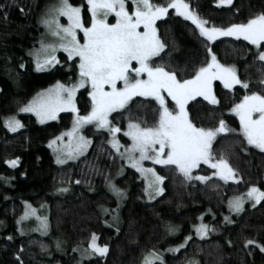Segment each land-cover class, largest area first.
<instances>
[{"label":"trees","instance_id":"obj_1","mask_svg":"<svg viewBox=\"0 0 264 264\" xmlns=\"http://www.w3.org/2000/svg\"><path fill=\"white\" fill-rule=\"evenodd\" d=\"M53 2L19 0V5L25 9L21 13L19 6L12 5V0H0V5L5 6L0 8V177L7 178L0 179V221L3 222L0 224V264H15V253L21 248L24 249L21 254L24 264H75L79 254L73 248H87L93 232L98 236V244L109 245V253L103 259L93 257L82 264H95L97 259L100 264H142L143 257L153 250L162 253L167 264H188L192 259L200 264H264V253L259 249L248 255V249L244 248L246 239L264 241V200L255 208H245L239 215L227 210L229 200L246 193L249 186L256 185L264 191V153L250 147L246 152L241 151L246 142L240 143L239 121L229 111L233 102H238L244 94L245 90L239 85L231 93L222 85L216 87L219 106L201 100L200 103L193 102L195 107L192 108L194 115L199 113L198 125L214 127L223 118L228 127L237 129V133L221 134L213 143V149L217 158L225 155L238 171L241 177L238 183H224L212 177L208 185L197 181L188 184L168 167L155 166V171L166 177L162 185L165 191L147 203L144 201V182L139 174L126 167L110 148L107 132L93 126L83 131L93 141L87 154L63 166L55 164L48 144L72 128L73 115L62 113L57 120L40 125L35 117L19 114V108L32 101L40 91L57 81L69 84L76 80V71L68 67L65 54H59L61 63L47 72H36L32 62V52L44 41L41 15ZM186 2L200 17L220 27L246 22L253 13L264 11V0H233L239 8L238 13L231 6L218 7L216 0ZM70 3L82 6L84 19H88L86 0H70ZM157 24L159 34L172 49L171 66L190 70L192 65H199L204 60L205 42L195 25L176 16L173 10ZM213 47L221 62L235 64L241 78L251 79L255 85L260 75V62L253 63L255 49L246 41L234 39H220ZM165 61L169 58L165 57ZM253 90L257 89L253 87ZM76 100L80 114H86L89 105L85 89L78 92ZM132 110L141 114L147 111L149 118L151 116V108L146 109L142 103H134ZM11 116L24 125L13 134L4 127L5 118ZM113 116H117L115 123L122 127L126 125V118H120L116 113ZM119 138L122 144H128L122 133ZM17 157L19 163L15 168L5 163ZM120 170L122 173L118 174ZM196 171L210 175L214 170L201 166ZM106 175L126 191V198L119 208L116 197L106 186ZM76 180L81 183L75 184ZM211 184L218 187L209 186ZM59 187H68L70 191L59 194L56 192ZM25 203L36 209L44 205L40 214L48 217L47 235H21L18 231L17 220L24 213ZM101 206L116 211L105 214ZM113 216L119 217V233L115 226L108 227V224H114ZM225 216L235 223L228 224ZM201 223L216 229L204 240L197 238L194 230ZM168 225L177 226L178 230L169 234ZM189 235L192 240L186 248L175 254L167 251ZM8 236L13 239L8 240ZM58 239L63 242L62 251L57 250ZM42 245L46 250H42Z\"/></svg>","mask_w":264,"mask_h":264},{"label":"snow or ice","instance_id":"obj_2","mask_svg":"<svg viewBox=\"0 0 264 264\" xmlns=\"http://www.w3.org/2000/svg\"><path fill=\"white\" fill-rule=\"evenodd\" d=\"M12 5L19 6L20 12L24 13L25 9L19 5V0H12ZM86 6L87 20L84 19L83 7L74 6L70 0H58L57 4L50 6L42 15L40 23L54 39L47 43L42 40L40 49L33 53L35 70L43 71L60 64L56 52H64L68 67L76 71L75 82L64 84L57 81L52 88L19 108V112L32 113L41 124L57 120L62 112L73 114L72 129L48 144L49 148H53L56 163L62 165L84 155L93 141L81 134V129L91 125L97 130L106 131L110 148L144 177V194L149 201L164 193L162 185L166 177L158 174L154 168H145L142 163L145 160L168 167L188 184L197 181L208 185L212 177L224 183L229 180L240 182L241 177L228 158L223 154L217 158L213 149V143L221 134L237 133V129L228 127L223 118L214 127L198 125L199 113L194 115L192 108L195 107L193 102L200 103L201 100L219 106L216 87L222 85L223 89L231 93L239 85L245 90L244 94L238 102H233L229 111L239 121L240 143L244 145L246 142L241 151L246 152L250 147L264 153V11L253 13L246 22L220 27L200 17L186 0H86ZM217 6H231L239 12L233 0H217ZM4 7L0 5V8ZM170 9L174 10L176 16L191 21L205 42L204 60L199 65H192L190 70L187 67L178 70V66H171L172 49L159 34L157 22L169 17ZM61 17L67 20L66 24L60 22ZM109 17H113L115 22H110ZM4 18H7V13ZM222 37L246 41L247 45L255 49L253 63L260 62V75L255 85L251 79L241 78L235 64H226L218 59L213 43ZM165 57L169 58L168 62ZM253 87L257 90H253ZM80 89H85L88 96L89 108L83 115L76 100ZM136 98L142 100L137 101ZM134 103H142L146 109L151 108L150 118L147 111L143 114L133 112ZM113 113L126 118V125L122 127L115 123L117 116H113ZM4 127L9 132H16L24 125L11 116L5 118ZM121 133L130 141L129 144L121 143L118 137ZM64 136L69 138L67 143L63 141ZM122 148L124 151H121ZM5 163L15 168L19 158L6 160ZM201 165H207L214 171L210 175L198 174L196 170ZM121 173L122 170L118 174ZM104 179L107 188L116 197L119 208L121 201L126 198V191L109 176H104ZM80 183V180L75 181L77 185ZM209 186L218 187L215 184ZM69 191L68 187L56 189L59 194ZM246 200L252 202L251 206L255 208L264 200V191L256 185L249 186L246 193L229 200L230 212L239 215L244 211ZM101 208L109 215L116 211L103 206ZM30 217H35L38 222L32 231L47 235L48 217L38 214V210L27 203L24 215L17 220V224ZM224 220L228 224L235 223L228 216ZM113 221L114 224H108V227L115 226L119 233V217L113 216ZM166 230L174 234L178 227L168 225ZM194 230L201 240L216 231L203 223L195 226ZM18 231L24 234L23 228ZM7 239L12 240L13 237L8 236ZM97 240L98 236L93 232L87 248L82 251L73 248V251H80L82 258L103 259L109 253V245L98 244ZM190 240L191 235L167 251L175 254L186 248ZM228 243L231 245V240ZM62 244L59 239L56 241L57 250H62ZM41 247L46 250L45 246ZM244 248L248 249V255H252L255 249L264 253V241L246 239ZM23 251L21 248L15 253V264H24ZM95 264H100V260L97 259ZM142 264H167V261L162 253L153 250L143 257ZM188 264H200V261L192 259Z\"/></svg>","mask_w":264,"mask_h":264},{"label":"rangeland","instance_id":"obj_3","mask_svg":"<svg viewBox=\"0 0 264 264\" xmlns=\"http://www.w3.org/2000/svg\"><path fill=\"white\" fill-rule=\"evenodd\" d=\"M58 3V0H54V2L53 3H51L50 5H47V7L44 9V12H43V14L48 10V8L50 7V6H52V5H55V4H57ZM216 3H217V0H216ZM218 7H229V6H218ZM171 10V9H170ZM169 10V11H170ZM173 12H174V10H173ZM42 14V15H43ZM42 15H41V17H42ZM180 17V16H179ZM181 18H183V17H181ZM113 20V23L115 22V20H114V18L113 17H109V20ZM163 20V19H162ZM60 22L61 23H64V24H66L67 23V20L65 19V18H63V17H61L60 18ZM188 22H190L191 23V21H188ZM192 24V23H191ZM40 25H41V27H42V29H43V33H44V42H51L54 38H52V37H50L48 34H47V32H46V30H45V28L43 27V25L40 23ZM220 39H233V38H231V37H222V38H220ZM40 47H41V43L38 45V47H36L35 49H34V51L32 52V55H31V57H32V62H33V65H34V68L36 67L35 66V61H34V57H33V53H36L37 52V50L38 49H40ZM65 54L64 52H62V51H57L56 52V56H57V58H58V55L59 54ZM66 55V54H65ZM58 65V64H57ZM56 65V66H57ZM54 67H50V68H47L46 70H43V71H36V72H38V73H42V72H47V71H50V70H52ZM54 86V85H53ZM53 86H51V87H49V88H52ZM236 86H238V85H236ZM49 88H47V89H49ZM47 89H45V90H43V91H40L39 93H37L36 95H35V97H37L38 96V94H40V93H42V92H44V91H46ZM81 90H83V89H80L79 91H81ZM78 91V92H79ZM78 94V93H77ZM34 97V98H35ZM33 98V99H34ZM62 113H70V112H62ZM62 113H59V115L60 114H62ZM19 114L20 115H30V116H33V117H35L32 113H22V112H19ZM72 114V113H71ZM58 115V116H59ZM73 115V114H72ZM35 119H36V117H35ZM37 121V120H36ZM53 120H49V121H47V122H45V123H43V124H41V123H39L40 125H44V124H46V123H49V122H52ZM55 121V120H54ZM73 126V125H72ZM87 127H91V125H87V126H85L83 129H81V134H83V131H84V129H86ZM72 129V128H71ZM70 129V130H71ZM20 130H22V128H20L18 131H20ZM69 130V131H70ZM97 130V129H96ZM18 131H16V132H18ZM100 131H104V130H100ZM9 132V131H8ZM16 132H9V133H11V134H13V133H16ZM68 132V131H67ZM66 133V132H65ZM84 135V134H83ZM61 136V135H60ZM85 136V135H84ZM118 137H119V134H118ZM126 138V137H125ZM68 137L67 136H64L63 137V141H64V143H67L68 142ZM127 139V138H126ZM127 141H128V144L130 143V141L127 139ZM122 143V142H121ZM55 147V146H54ZM90 147V146H89ZM89 147H88V149H87V151L84 153V155L83 156H85L86 154H87V152H88V150H89ZM50 150H51V152H52V154H53V157H54V161H55V164L57 165V166H63V165H66V164H68V163H70V162H74V161H77V160H79L80 158H82L83 156H80L78 159H76V160H69L67 163H65V164H57L56 163V158H55V154H54V151H53V148H49ZM121 151H124V149L122 148L121 149ZM122 161H123V163H124V165L126 166V167H128V168H131V169H133L134 171H136L134 168H132V167H130L129 166V164H128V162H127V160H123L122 159ZM143 163V166L145 167V168H153V167H155V166H158V167H164V166H161V165H156V164H153L150 160H145V161H143L142 162ZM201 166H207V165H201ZM208 167V166H207ZM137 172V171H136ZM138 173V172H137ZM139 174V176H140V178L142 179V181L144 182V186H145V180H144V177L140 174V173H138ZM228 182H234V181H232V180H229ZM157 198V197H156ZM155 200V199H154ZM154 200H151V201H149V199H148V197L147 196H145V198H144V201L145 202H147V203H150V202H153ZM252 202H250V201H247L246 200V202H245V204H244V209L245 208H250V207H252V206H250V204H251ZM28 204V203H27ZM30 205V204H29ZM25 206H26V203L24 204V212H25ZM32 208H34L33 206H31ZM36 209V208H35ZM42 208H39V209H37L38 210V214H40V210H41ZM227 210H228V212L230 213V214H233V215H236L235 213H232V212H230V209H229V202H228V205H227ZM23 215H24V213H23ZM22 215V216H23ZM18 225V224H17ZM37 225H38V222L36 221V219H35V217H30L29 219H27V220H24V221H22L21 222V224H19L18 225V229L19 228H23V231H24V234L23 235H26V234H38V235H42L39 231H33L32 233H30L31 231H32V229L33 228H36L37 227ZM20 232V231H19ZM197 238H199V237H197ZM60 251H62V250H60ZM80 251H82V250H80ZM80 251H77V254H79L78 255V260L75 262V264H77V262L79 261V262H81V264L84 262V261H86V260H88V258H82L81 257V254H80Z\"/></svg>","mask_w":264,"mask_h":264}]
</instances>
